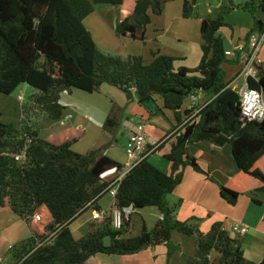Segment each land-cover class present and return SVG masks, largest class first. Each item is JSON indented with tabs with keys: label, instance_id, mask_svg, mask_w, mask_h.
I'll return each mask as SVG.
<instances>
[{
	"label": "trees",
	"instance_id": "1",
	"mask_svg": "<svg viewBox=\"0 0 264 264\" xmlns=\"http://www.w3.org/2000/svg\"><path fill=\"white\" fill-rule=\"evenodd\" d=\"M170 1L137 0L133 12L118 23L117 35L145 42L152 15L161 16ZM124 2L0 0V93L12 96L21 85H28L39 92L32 100L34 107L58 122L66 111L61 103L64 91L95 94L108 84L139 104L160 97L163 109L174 113L176 129L194 111H183L187 98L202 93L208 104L197 121L172 137L171 150L165 155L172 165L171 173L147 158L123 179L115 197L122 228H113L111 209L103 221L94 220L88 234L79 239L71 225L91 209L102 210L99 200L109 195L111 184L104 176L112 170L121 172L124 166L106 155L104 147L81 154L73 149L78 139L60 145L42 139L39 130L24 119L25 106L19 127L0 121V208H10L31 231V236L12 246L5 258L9 264H99L98 255L126 257L164 245L169 260L180 251L172 242L178 233L195 240V257L185 256L187 264H257L245 257L240 234L232 237L221 222L202 233L179 221L176 207L169 203V196L183 182L184 170L191 167L219 186L221 199L228 205H237L243 196L264 204L257 198L264 194V120L245 124L241 95L227 83L225 66L241 64L240 54L234 59L226 56L221 30L229 25L222 15L202 20V58L196 69L177 68L175 58L159 52L153 53L148 63L142 56L102 51L85 26L97 6L121 7ZM196 3L184 0L185 19L193 17ZM241 9L255 20L244 39L247 50L252 36L264 34V21L256 16L257 12L264 14V0H249ZM257 74V79L247 78V87L264 95V64L258 66ZM121 110L117 107L114 112ZM117 125L118 116L113 113L106 128ZM231 139L239 171L228 182L220 183L201 168L190 146L210 142L232 147ZM162 148L160 145L155 153ZM23 154L25 157L17 160ZM150 207L157 208L161 218L152 230L144 226L138 236L129 237L133 211ZM42 209L49 212L51 220L39 234L32 223Z\"/></svg>",
	"mask_w": 264,
	"mask_h": 264
},
{
	"label": "crops",
	"instance_id": "2",
	"mask_svg": "<svg viewBox=\"0 0 264 264\" xmlns=\"http://www.w3.org/2000/svg\"><path fill=\"white\" fill-rule=\"evenodd\" d=\"M136 1L137 0H132L131 7L129 8H125L124 6H121L119 9L109 8V6L96 7L95 13L85 20V26L91 32L97 46L101 50H108L111 49V41H113L120 47L119 55L142 56L148 63L151 62L153 53L159 52L162 55L175 58L177 60L176 64H179L177 68H188L187 61L189 55L186 51H180L178 48L180 44L182 45L185 42V38L182 37L180 31H177L175 25L177 23L178 25H185L188 27V23H190L193 17L185 19L183 17V5L182 7L177 5L176 8V4H174L176 0H171L166 5L161 16L151 14L152 23L148 26L145 42L133 41L130 38L117 35L116 27L118 23L125 14H131L133 12ZM260 13L262 12H258L257 14L258 19L264 21V18L261 16L264 14ZM199 22L201 30L202 21L200 20ZM94 34H96L97 37H95ZM167 37L171 39L166 40L165 38ZM165 41H167V44H165ZM193 44L197 47V53H195L193 57V62L199 65L202 58V38L199 41L196 40ZM245 45L244 39H242L234 44L232 49H227V51L236 52L237 48ZM261 56L262 51H260L259 57L264 62V57ZM107 92L116 95L119 98L117 102L120 101L117 103V106H120L124 112L126 110L129 113L128 118L124 121V125L126 126L121 132L122 134L127 132L122 141V145L118 143L117 139L110 136V145L113 146L114 142V144L120 145L118 152L123 155L124 159L107 152H105V154L125 167L128 162L126 150L129 147V135L136 125L145 124L147 126L146 133L148 135L149 144H161L163 146L158 153H153L148 158L149 161L160 170L171 173L172 165L165 158V155L171 150V142L174 141V138H172L173 133L179 130V128H175L176 120L174 113L163 109V100L158 96H156L153 101L139 104L136 98L129 100L125 93L113 86L109 85ZM196 95L200 98L194 101L192 96H190L191 103L187 107L184 104L183 111L192 110L208 103V98L202 93H197ZM6 99H11L14 102V109H18L16 124L21 123L23 118L22 107L24 104L22 105V101L19 100L16 102L12 96H5L1 93L0 121L7 123L3 120L6 110ZM62 105L66 109L72 108L73 110L71 111H73L76 116L68 113L64 120L61 119L54 123H43V131L39 130L40 137L56 145H58V143H55V139L59 137L62 143L78 139L73 149L75 152L81 154L102 148L104 142L102 141L99 143L97 140H94L96 136L93 140H89L90 142L88 141L84 144L85 149L79 147L84 141L83 136L89 129L91 122L90 118L88 114L84 113L81 114V117L80 115L78 116L74 111L78 109L72 107L71 103H62ZM105 111H107L106 107ZM108 112H110V108L107 114ZM37 116L39 115L35 113L29 117V120H26L29 126H34L36 130L41 126L39 125L41 124V118ZM69 116H72V118L70 119ZM105 121L106 119L103 116V122ZM18 126H20V124ZM46 131L47 133L52 132L49 133L50 135L45 133L47 137L44 138L43 132ZM100 136L102 137L100 140L103 139L104 136L101 134ZM190 151L192 155L197 158L201 168L209 172L211 176L220 183L228 182L239 171L233 158L231 146L219 147L210 142H200L191 145ZM120 173L121 172L112 170L108 172L104 178L112 182ZM257 198L264 202L263 197L258 196ZM113 203V198L110 195L102 196L99 200V204L102 207L101 211L104 212V216L98 221L101 222L105 219L106 215L111 211ZM169 203L176 207V217L179 221L188 222L192 227L200 230L202 233H208L212 226L218 222L223 223L225 230L232 237L236 236L234 233L236 225H242L248 228V233L241 236L245 257L257 264L264 260V204H255L251 197L243 196L239 199L237 205H228L221 199L219 186L204 174L196 172L191 167H187L184 170L183 182L175 189L174 193L169 196ZM40 212L44 213H40L41 215L39 214L41 217L47 218V224L51 220L49 212L45 209H42ZM94 212L95 211L92 209L87 211L71 225L72 232L77 239L87 235L91 230L94 221ZM160 218L161 214L159 210L154 207L133 211V225L129 237L138 236L140 234L139 232H142L144 226H146L148 230H152ZM138 222L140 224L137 229ZM32 226L39 234L43 233L45 227L43 222H36L33 218ZM30 236L31 231L25 221L19 218L10 208H0V264H9L8 259L5 258L9 249ZM172 242L180 248V251L176 252L169 260L167 257L168 249L164 245L148 248L131 256L98 255L97 259L99 264H187L184 260L185 256L189 258L195 257L194 238L175 233Z\"/></svg>",
	"mask_w": 264,
	"mask_h": 264
},
{
	"label": "rangeland",
	"instance_id": "3",
	"mask_svg": "<svg viewBox=\"0 0 264 264\" xmlns=\"http://www.w3.org/2000/svg\"><path fill=\"white\" fill-rule=\"evenodd\" d=\"M249 0H197L194 15L191 19L190 23H188V27L185 25H178L176 23L175 27L177 31H180L183 38H185V42L178 46L180 51H186L189 55V59L187 61V67L189 69H196L198 67L197 64H194L193 57L195 53H197V47L193 44L196 40H201V32H200V20L202 21L204 18H217L218 16L222 15L225 18V22L229 25V27L223 28L221 30L222 36L225 38V46L226 49H232L233 45L239 42L242 39H245V35L248 33V31L254 27L255 20L254 17L249 13L245 12L241 9V6L246 4ZM184 3V0H176L174 4L177 8V5L182 7ZM132 0H125L124 7L129 8L131 7ZM99 6H107V5H99ZM98 6V7H99ZM109 8H121L116 6H109ZM258 14V12H257ZM256 14V16H257ZM262 14V13H260ZM259 14V15H260ZM264 18V15H261ZM258 18V16H257ZM96 31V30H95ZM95 37L96 34H94ZM166 40L171 39L170 37L165 38ZM100 43V42H99ZM152 43V42H151ZM165 44H167V41H165ZM233 44V45H232ZM110 48L108 50H102L106 53L112 54V55H119L120 47H118L116 42L111 41ZM262 56L264 57V46L262 47ZM260 58V57H259ZM261 59V58H260ZM175 67H179V64H175ZM244 65H229L225 67V70L227 71V83H230V86L238 92L240 95H242L246 90V76L243 74ZM241 73V76L239 74ZM108 84H105L102 86L101 90L97 94H88L83 91L79 90H71V91H64L61 94V100L62 103L68 104L71 103L72 107H76L78 110H74L77 115L81 117V114H88V117L90 118V126L87 130L86 134L83 136L84 141L80 144L81 149H85V143L89 140H93V138L96 136L94 140H97L99 143L104 142V149L105 152L110 153L111 155L120 156L122 159H124L123 155L118 152L120 149V145H122V141L124 140L127 132L122 134V130L126 125H124V121L128 118V111L121 110L118 113L114 112L117 109V102L119 98L116 95L109 94L107 92ZM39 92L28 86V85H21L12 95V97L17 102L22 101V105L26 107L27 114H25L24 119L29 120L32 115L37 113L41 118V126L38 127V130L43 131V123L46 122H53L48 119L45 113L41 112L39 109H36L32 103V100L34 96L38 95ZM191 103L190 97L187 98L185 102V106L187 107ZM156 104V103H154ZM109 111L110 112L105 111ZM120 107V106H119ZM15 108V104L11 99H6V110L4 114L3 120L7 122V124H14L15 126L19 127L16 124L17 122V108ZM70 109V110H69ZM66 109L64 116L62 120H64L65 116L68 113L74 114L72 108ZM122 109V108H121ZM23 110V107H22ZM116 114L118 116V124L114 129H108L106 128V122L111 117L110 115ZM76 116V114H74ZM103 116L105 117L106 121L103 122ZM38 118V119H40ZM124 118V120H123ZM49 120V121H47ZM27 122V121H26ZM86 122V121H85ZM52 132V131H51ZM49 132V133H51ZM49 134L46 132H43V137L46 138V134ZM100 134L103 137V139L100 136ZM50 135V134H49ZM112 138L117 139L118 143L120 145L114 144L113 146L110 145ZM82 139V140H83ZM81 140V141H82ZM55 143H62L61 138L55 139ZM60 141V142H59ZM90 142V141H89ZM63 144V143H62ZM102 147V148H103ZM83 151V150H82ZM110 151V152H109ZM259 197L264 198V194L257 195ZM41 214H44L41 212ZM42 222L43 225L46 224L47 218H43L42 216ZM139 222L137 223V229L139 228ZM141 233V232H139ZM109 243L108 241L106 242Z\"/></svg>",
	"mask_w": 264,
	"mask_h": 264
},
{
	"label": "built area",
	"instance_id": "4",
	"mask_svg": "<svg viewBox=\"0 0 264 264\" xmlns=\"http://www.w3.org/2000/svg\"><path fill=\"white\" fill-rule=\"evenodd\" d=\"M264 46V34L261 36L254 35L250 39L249 48L246 50L245 46L236 49V52H226V56L230 59L236 58L240 54L241 64L244 65L243 74L246 76V90L241 95V107H242V119H245L244 123L252 121H263L264 120V95L255 89H249L247 87V78L251 77L254 79L258 78V66L264 64V62L259 58V53ZM241 76V73L238 77ZM237 77V78H238ZM194 101H197L200 97L196 94L192 95ZM208 103L202 105L201 107L195 108L190 117L185 121L183 125L180 126L179 130L187 125L188 123L198 120L201 111L206 107ZM71 119L72 116H69ZM147 126L145 124H138L132 130L129 135V147L126 150L128 162L124 169L121 171L120 175L114 179L107 192L113 198L112 207V226L116 230H120L123 225L121 211L115 206V197L117 196V191L122 183L123 179L142 161L149 158L153 153H155L161 144L150 145L148 135L146 133ZM178 130V131H179ZM177 131V132H178ZM177 132H174V136ZM23 154L21 157H17V160L24 158ZM104 216L103 211H95L93 213L94 220H100ZM36 222H42V217L36 215L34 217ZM234 233H238L244 236L248 233V228L242 225H236L234 228Z\"/></svg>",
	"mask_w": 264,
	"mask_h": 264
},
{
	"label": "water",
	"instance_id": "5",
	"mask_svg": "<svg viewBox=\"0 0 264 264\" xmlns=\"http://www.w3.org/2000/svg\"><path fill=\"white\" fill-rule=\"evenodd\" d=\"M191 92H192V90H190L187 95H190ZM242 120L245 121V119H242ZM231 145L233 148L234 147V139H231Z\"/></svg>",
	"mask_w": 264,
	"mask_h": 264
}]
</instances>
